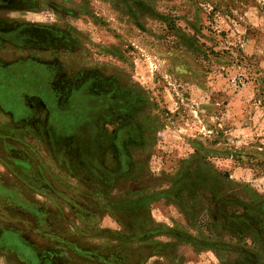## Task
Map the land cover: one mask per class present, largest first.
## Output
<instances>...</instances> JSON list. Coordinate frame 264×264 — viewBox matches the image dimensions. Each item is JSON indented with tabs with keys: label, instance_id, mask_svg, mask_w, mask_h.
Wrapping results in <instances>:
<instances>
[{
	"label": "rangeland",
	"instance_id": "1",
	"mask_svg": "<svg viewBox=\"0 0 264 264\" xmlns=\"http://www.w3.org/2000/svg\"><path fill=\"white\" fill-rule=\"evenodd\" d=\"M0 264H264V0H0Z\"/></svg>",
	"mask_w": 264,
	"mask_h": 264
}]
</instances>
